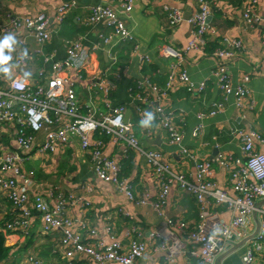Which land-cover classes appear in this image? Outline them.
Segmentation results:
<instances>
[{
	"label": "crops",
	"instance_id": "obj_1",
	"mask_svg": "<svg viewBox=\"0 0 264 264\" xmlns=\"http://www.w3.org/2000/svg\"><path fill=\"white\" fill-rule=\"evenodd\" d=\"M62 1L75 2L76 6L60 23L54 20L59 0H0V6L4 13L13 16L44 12L49 20L52 37L43 50L45 53L53 52L56 59L65 56L67 42L79 43L86 49L89 52V62L85 65L83 78L77 82L76 87L82 103L88 104L91 100L94 106L103 110L98 79L110 80L114 85L110 92V102L114 106L124 105L130 111L127 123L130 127L133 124L131 129L139 144L148 149L159 150L170 162L174 172L188 176L193 170V163L180 154L178 146L169 144L165 132L157 130L156 119L149 120L156 130L148 135L143 125V116L136 110L137 102L130 94L134 82L144 76L152 84L165 87L172 72L170 66L179 62L180 68L185 69L188 74L192 90L188 91L186 85L177 79L172 80L161 106L165 111L179 115L176 116V122L182 132L181 145L201 160L211 161L212 181L219 189L233 196L229 184L234 166L232 161L243 159L242 143L235 131L251 129L264 138V0H259L254 7L262 20L252 29H246L242 21L244 0H218L217 7L208 20L204 51H189L180 60L173 55H165L163 50L178 53L187 45L191 38L187 19L197 12L196 0H134L133 10L126 18V26L134 38V43L138 45L137 54L131 53L132 45L120 42L116 36L112 37L110 44L96 48L100 43V35L111 34L103 25L88 26L85 23L89 6L99 4L98 0ZM165 5H174L181 9L183 19L178 26L168 25L163 13ZM114 6L117 8V4ZM5 21V17H2L0 23L5 24ZM22 34L24 32L20 31L11 36L12 43H18L23 38ZM5 37L0 33V41ZM222 38L242 42L241 51L227 63V77L232 87H237L244 77H248L246 87L249 89V97L242 108L236 106L233 94L226 96L219 90L212 74L216 65L213 51L222 46ZM25 41L23 51L30 56V60L23 69L32 79H38L39 72L44 73V78L39 82L47 86L51 64L44 63L35 54L37 45L31 37H26ZM139 56H145L147 60L140 62ZM5 67L2 65V68ZM19 69L21 68L16 67V72ZM14 70L12 68L10 73ZM3 73L0 71L1 77ZM202 84L203 89L199 91ZM215 103H221L222 110L213 116L197 118L198 113L207 114L211 111ZM198 126V135L193 137L192 131ZM15 129L12 125L0 124V156L16 150ZM44 137V131L40 132L36 142L41 144ZM96 137L99 138L97 135ZM104 141V153L118 159L123 169L122 177L131 186L136 200L146 199L145 205L129 201L115 186L100 181L95 175L89 156L80 149L76 138L71 140L70 146L59 147L54 153L42 154L33 151L21 165V171L33 180V185L29 188L30 197L40 194L53 206L55 198L61 194L66 200L63 215L73 221V230L77 231L83 224L87 229L96 231L95 237H86V244L95 245L105 240L103 228L112 225L124 251L133 239L146 244L141 264H203L186 233L166 225L167 219H173L184 221L188 228H192L199 214L196 200L173 183L163 216H159L151 207L159 184L145 158L123 145H111L107 138ZM256 147L258 151L261 150L259 146ZM218 156L227 158V163H218ZM18 180L19 183L23 182ZM83 201L89 204L85 206ZM210 201L207 208L213 213V219L228 221L232 211L226 205ZM14 215V209L0 191V223L10 221ZM41 228V218L33 211L25 234L11 233L1 236V247L5 251L0 254V264H29L28 254L51 264H87L83 257H75L68 263L63 258L60 232L44 234ZM132 228L135 229L134 232ZM241 243L234 245L231 248L233 251L228 249L220 254L216 264H244L241 258L248 243ZM160 244L165 245L164 250L159 249ZM253 264L264 262L258 258Z\"/></svg>",
	"mask_w": 264,
	"mask_h": 264
},
{
	"label": "built area",
	"instance_id": "obj_2",
	"mask_svg": "<svg viewBox=\"0 0 264 264\" xmlns=\"http://www.w3.org/2000/svg\"><path fill=\"white\" fill-rule=\"evenodd\" d=\"M59 1L55 8L56 23L62 22L67 13L76 6L75 2ZM98 1L99 4L89 6L85 23L88 26L103 25L111 34L100 35V43L96 48L110 44L112 37L116 36L120 42L132 45L131 53L137 54L138 45L134 43V38L126 26V18L133 10L134 0ZM258 1L244 0L242 21L246 29H252L262 20L254 8ZM196 2L197 12L187 19L191 29L190 40L181 52L175 53L164 49L165 55H173L180 60L189 51H204L205 36L209 28L208 18L216 9L218 0ZM163 13L170 27H176L182 22V11L178 6L165 5ZM2 17L6 19L5 24L0 23L2 35L13 36L20 31L24 34L18 43H11L10 47L2 50L3 57L7 58V62L3 64L6 66L7 74L3 73L2 77L0 76V124L16 127L14 133L16 150L0 156V191L15 211L10 221L0 223V236L11 233L25 234L35 211L42 221V233L60 232L63 258L68 263L75 257H83L87 264H141L146 252L144 242L133 239L128 249L124 251L112 225H106L103 228L105 240L95 245L86 244V237H95L96 231L87 229L83 224L77 231L73 230V221L63 215L66 200L61 194L57 195L53 206H50L48 200L40 194L30 197L29 188L32 187L33 180L21 171V165L33 151L42 154L54 153L59 147L70 146L71 140L76 138L80 149L89 156L95 175L100 181L115 186L129 201L145 205L146 199L136 200L131 186L121 176L122 168L118 159L104 153L106 147L104 139L107 138L111 145H123L145 158L159 184L158 193L151 201V207L159 216H163L173 183L196 200L199 214L192 228H188L184 221L173 219H167L166 225L186 233L201 263L216 264L220 254L249 237L251 238L246 240L248 247L241 258L242 262L253 264L258 258L264 262V205L259 204L264 203V138L258 132L251 129L235 131V135L242 143L243 159L232 161L234 166L229 184L233 196H230L212 181V162L201 160L181 145L182 132L176 122V116L179 115L167 112L161 106L172 80L177 79L186 85L188 91L192 90L185 69L180 68L179 62L172 64L170 66L172 72L165 87L152 84L145 76L140 77L131 87L130 94L137 102L136 110L143 116V125L148 135H152L156 128L165 132L169 144L178 146L180 154L193 163V170L188 176L174 172L162 152L140 146L131 127L124 121L126 107L114 106L110 102V92L114 88L110 80L98 79L103 97V110L94 106L91 100L88 104L82 103L76 87L77 82L83 78L85 65L89 62V52L86 49L79 43L70 41L65 43V56L56 59L53 52L45 53L43 50L52 37L49 20L44 12L13 16L4 13L0 6V21ZM26 37H31L36 43L35 54L44 63L51 64L47 86L39 82L44 78V73L39 72L38 79H32L23 69L30 60V56L23 51ZM221 43L222 46L213 51L216 65L212 74L219 90L226 96L233 94L236 106L242 108L249 97V89L246 87L248 77H244L237 87H232L227 77V63L241 51L242 42L222 38ZM138 58L140 62L147 60L145 56ZM16 67L21 69L16 72ZM12 68L15 70L10 73ZM202 89L203 84L198 90ZM222 108L221 103H215L211 111L207 114L198 113L197 118L213 116ZM151 118L157 120L156 128L150 125ZM26 129L30 133H27ZM199 130L200 126L194 128L192 136L196 137ZM42 131L45 137L43 142L38 144L37 134ZM256 146L261 150L258 151ZM217 161L224 164L227 163V158L218 156ZM18 179L23 182L19 183ZM210 200L216 204L226 205L232 211L228 221L213 219V213L207 208V205L211 204ZM83 204L87 206L89 203L83 201ZM134 231L132 228V232ZM159 249L164 250L165 245L160 244ZM27 261L29 264H51L42 262L32 254L27 255Z\"/></svg>",
	"mask_w": 264,
	"mask_h": 264
},
{
	"label": "clouds",
	"instance_id": "obj_3",
	"mask_svg": "<svg viewBox=\"0 0 264 264\" xmlns=\"http://www.w3.org/2000/svg\"><path fill=\"white\" fill-rule=\"evenodd\" d=\"M11 43H12L11 34L6 36L3 41H0V71H3L5 74H7V69L2 68V65L7 62V58L3 57L2 50L5 47H10Z\"/></svg>",
	"mask_w": 264,
	"mask_h": 264
},
{
	"label": "water",
	"instance_id": "obj_4",
	"mask_svg": "<svg viewBox=\"0 0 264 264\" xmlns=\"http://www.w3.org/2000/svg\"><path fill=\"white\" fill-rule=\"evenodd\" d=\"M99 3V2H98ZM210 19V17L208 18V20ZM129 115H130V111L129 110H127L126 111V113H125V116H124V121L127 123L128 122V118H129ZM157 139H159V138H157ZM156 139V140H157ZM158 145V144H157ZM255 232H257V229H256V231ZM249 238H251V237H249ZM248 238V239H249ZM248 239H245L244 241H242V243H244V242H246V240H248ZM241 243V244H242ZM234 249H231V251H233Z\"/></svg>",
	"mask_w": 264,
	"mask_h": 264
},
{
	"label": "trees",
	"instance_id": "obj_5",
	"mask_svg": "<svg viewBox=\"0 0 264 264\" xmlns=\"http://www.w3.org/2000/svg\"><path fill=\"white\" fill-rule=\"evenodd\" d=\"M26 131H27V133H30L29 130L26 129ZM122 174H123V169H122V172H121V176H122ZM1 243H2V241H1V236H0V254H1V252L5 251V249L3 247H1Z\"/></svg>",
	"mask_w": 264,
	"mask_h": 264
},
{
	"label": "rangeland",
	"instance_id": "obj_6",
	"mask_svg": "<svg viewBox=\"0 0 264 264\" xmlns=\"http://www.w3.org/2000/svg\"><path fill=\"white\" fill-rule=\"evenodd\" d=\"M174 6V5H173ZM131 127H133V124H131ZM141 146V145H140ZM144 149H148L147 147H145L144 145L141 146Z\"/></svg>",
	"mask_w": 264,
	"mask_h": 264
}]
</instances>
